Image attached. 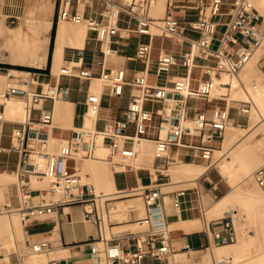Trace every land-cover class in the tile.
<instances>
[{
	"label": "built area",
	"instance_id": "obj_1",
	"mask_svg": "<svg viewBox=\"0 0 264 264\" xmlns=\"http://www.w3.org/2000/svg\"><path fill=\"white\" fill-rule=\"evenodd\" d=\"M85 1L76 0L77 4ZM103 1L105 6L101 18H95L77 10L72 12L73 0H57L58 19L86 24L104 44L99 75L91 67L66 64L59 70V76L84 80L99 78L109 87L112 96H124L129 87L128 105L123 115L100 125L98 115L102 108V96L88 92L85 103L87 112H96L94 125L85 127L82 124L78 129L73 128L71 136L56 151H50L48 144L53 134L55 115L53 108H45L43 104L67 100L70 86L59 81L43 85L32 70L16 74L7 67L3 69L7 86L0 90V126L11 121L5 116V103L1 100L5 97L18 95L23 98L25 118L12 130L10 146L2 145L3 131L0 128V154H18L17 188L22 201L15 209L25 225L30 220L54 212L59 206L81 205L84 218L93 222L99 230L98 237L91 240L90 251L94 259L88 264H171L169 256L175 249L164 211L165 184L151 178L148 185L124 190L135 191L125 195L142 196L147 208V214L136 220L137 224L147 227L144 246L138 245V249L132 251L114 243L111 235L106 236V226L113 223L105 205L112 200L108 196L110 194L98 193L95 185L81 182V177L76 174V163L95 156L97 138L101 136L110 148L108 158L114 164H124L122 171L134 169L132 160L137 154L136 144L140 138H150L155 142L156 157H169L172 148L184 149L190 158L205 162L207 170L216 166L218 160H214V152L233 119V106L226 95L213 96L214 77L220 76L223 71L231 74L241 71L264 37V16L251 0H185L188 4L183 0H165V13L160 18L151 14L156 0ZM185 9L193 10L192 18L184 20L177 13ZM122 15L135 21L134 27L128 25L125 29L128 35L148 38L138 43L134 56L130 57L144 64V68L135 70L132 76L124 67L106 66V59L119 53L113 43L119 33ZM223 16H228V19L223 21ZM157 37L172 39L171 49L161 47L155 53ZM195 41L199 46L197 53H193ZM188 45L189 49L186 48ZM195 69L201 70L200 77H195ZM193 81L198 82L196 88L192 87ZM38 84L40 89L35 88ZM188 88L192 91L185 93ZM246 94L236 109L239 115L249 116L255 107V100L249 90ZM167 98H174L183 104L184 113L176 116L163 113L161 108ZM191 100L196 103L191 105ZM215 100L225 101V104H214L209 108L208 105ZM199 101L204 104H198ZM149 102L162 103V106L149 108ZM34 110L39 111L38 118L34 116ZM116 156L128 161L115 160ZM40 160L42 166L39 165ZM203 174L193 179L194 185L173 190L171 201L173 207L179 210L186 196L194 192L196 207L208 223V210L219 196L212 194V203L205 202L207 190L201 182ZM253 175L257 183L264 186V165L258 167ZM32 177L55 178L61 183L50 188H35ZM210 221H221L214 231L212 246L237 242V229L229 212ZM51 248L48 240L27 241L23 251L16 247V253L22 258L31 253L48 252ZM62 261L61 258H53L49 264H62Z\"/></svg>",
	"mask_w": 264,
	"mask_h": 264
},
{
	"label": "crops",
	"instance_id": "obj_2",
	"mask_svg": "<svg viewBox=\"0 0 264 264\" xmlns=\"http://www.w3.org/2000/svg\"><path fill=\"white\" fill-rule=\"evenodd\" d=\"M124 2L125 0H121ZM161 1V2H160ZM186 2L185 0H183ZM232 0H227L230 2ZM55 0V8H56ZM165 0H158L156 7L152 8L151 14L154 17L160 18V8L158 3L164 4ZM188 4V2H186ZM28 5V0H0V22L5 24L4 19L12 20L13 22L17 19L24 17L26 7ZM105 3L103 0H87L77 4L76 0H73L72 12L76 10L84 13L86 16H92L95 18H101V12L104 9ZM165 13V10H164ZM182 19L187 20L193 17L194 12L190 9L178 10L177 12ZM22 21L18 26L12 27L9 30L8 34H5V40L9 45L10 54L3 56L0 55V71H3L4 68L8 66H30V54L28 52L20 53L15 49L18 36L26 30V25ZM55 26V33L52 42V28ZM65 27V34L62 38L59 39V30L61 27ZM128 25H121L119 23V33L114 37L113 46L118 49V56L108 57L106 59V66L108 67H124L127 69L130 76H132L135 70H141L144 68V64L139 61L130 59L134 56L136 47L140 41L147 40V36H138L135 34L128 35L127 28ZM134 27V26H131ZM82 31L85 29V37L79 38L77 36V30ZM13 34V35H12ZM190 34V33H188ZM156 41V39H155ZM177 41V40H176ZM172 42V39H171ZM176 46V45H174ZM164 47L163 45L158 47L155 42V53L158 50ZM187 48V47H186ZM104 44L96 38L95 32L89 30L84 23L76 24L70 20H60L57 18V8L56 16L51 20L49 30L47 33L46 41L42 46V51L46 56V61L42 66L31 65L35 72L38 82L40 84L46 85L47 83H55L59 81L63 84H67L71 88L70 97L67 100H61L63 102H71L70 109L72 112L71 126H63L61 124H56L53 127V142L51 143L54 150L58 148L62 139H67L71 136L72 129L75 127H80L82 124H85L86 119L88 118L87 107H86V97L88 92H95L92 90L93 80H84L78 77H71L60 75L55 73L57 68L61 69L66 64H81L83 66L91 67L97 75H99L101 70V62L104 59L103 56ZM14 56V57H13ZM263 68L261 71L264 73V53L259 57V63L257 66ZM260 67V68H261ZM10 68V67H9ZM13 68V67H12ZM259 68V67H258ZM259 68V69H260ZM19 69V68H17ZM98 77V76H97ZM65 80V81H64ZM78 81V84L75 85L74 82ZM40 84L36 85L35 88L40 89ZM130 88H126L124 96H112L109 94V87L102 85L100 93L102 96V108L100 111L99 124H103L106 120L120 117L123 115L127 105L129 97ZM82 94L84 95L83 99L81 98ZM18 96V95H15ZM21 97V96H19ZM22 98V97H21ZM124 98H127V105L120 106L114 103H111L112 100L117 99L119 102H122ZM80 104L84 105V109L80 111ZM214 104L224 105L225 101L215 100ZM45 108H53L55 115L56 102L52 103L47 101L43 104ZM166 109V104L162 111ZM6 112V104H5ZM192 113V111L190 110ZM237 112L236 106H233L231 114ZM211 113V110H209ZM238 113V112H237ZM96 114V112H95ZM93 115L96 117V115ZM34 116L38 118L39 111L34 110ZM56 116V115H55ZM85 116V117H84ZM245 122H236L233 118V121L238 124L244 123V125L249 124V116ZM78 119L80 123H77ZM10 120V119H8ZM55 121V120H54ZM21 122L19 120H11L4 123L0 128L3 131L4 137V128L6 124H12L13 129ZM94 121L90 122L88 125H94ZM85 124V126H88ZM12 129V130H13ZM59 130L61 132H69V136L56 135L55 131ZM12 133V132H11ZM2 137V140H3ZM150 139V138H148ZM152 140V139H150ZM59 141V142H58ZM153 141V140H152ZM223 143V142H222ZM105 144V143H104ZM222 145V144H221ZM220 144H218V147ZM9 155L11 153H1L0 154V168L16 171L18 164V154L15 164L12 166L9 160H4L3 155ZM108 158V157H107ZM107 158L100 159L96 164V180L98 183L102 182V177L107 172V170H113L112 177L114 182V187L107 186L102 188L103 192H98L101 194H111L116 195L117 199L125 195L124 190L148 185L151 182V178H156L159 182L165 184L164 188H170L169 190H164V211L167 215V221L171 229V242L175 251L169 256L171 264H217L216 262L209 263L206 260L207 254L205 251L212 248L211 243L214 240V231L219 228L221 221H209L208 223L203 220L201 217L200 211L196 207L195 193L190 192L185 201L183 202L179 210L175 209L171 201V192L173 190L184 188L185 185L189 184L190 180L195 179L199 175L203 174L201 180L203 186L207 190L205 194L207 198H210L212 194H218L219 197L229 193L233 190V184L228 176L225 175V169L218 163L213 168L205 171L203 170L195 178L188 179H177L173 180V175L176 177H189L194 176L195 169L198 170V166L206 167L205 162L190 158L187 152L184 149L172 148L170 151L169 157H156L154 155L153 167L148 166H135L133 170L122 171L123 168L114 169V163H112V168L109 166ZM122 158V157H121ZM191 162L189 160H192ZM127 160V159H126ZM219 160V159H218ZM128 161V160H127ZM218 162V161H217ZM78 163V162H77ZM76 163V164H77ZM177 163V164H176ZM195 164L197 168L193 169L192 173L185 171L187 169L181 168V164ZM103 164V165H102ZM121 165V164H118ZM124 165V164H123ZM78 167L83 169V162L78 164ZM206 169V168H205ZM84 170V169H83ZM229 170V169H228ZM171 171V172H170ZM2 173V172H1ZM4 174L13 175V173L3 172ZM118 173L130 174L129 180L126 183H119ZM198 174V173H197ZM95 176V175H94ZM188 187V186H186ZM264 190V186H263ZM138 195V194H134ZM135 198H126L118 200V204L121 205L122 212L117 213V216L123 215L124 218L118 222H113L110 226L111 236L114 239V243H119L122 248L136 251L138 245L144 246V239L146 237L147 227L142 226L136 223V220L144 217L147 214V208L144 203L142 196ZM142 198L143 204L139 201V198ZM130 201H134L137 206H130ZM20 202H17L15 199L12 200V204L2 203L0 200V208L7 209L8 206L16 205L19 206ZM214 205L210 206V209ZM15 207V206H13ZM209 209V210H210ZM0 210V212L2 211ZM209 212V211H208ZM235 222V220H234ZM134 225H139V228H133ZM30 227H36L35 230H31ZM117 228L118 230H113ZM25 234L23 238L25 243L28 241H40L48 240L52 244L50 251L46 252V263L49 264V261L54 258L53 252L57 253L62 248H68L72 258L60 257L63 261L75 262V254H83V258L80 261V264H88L94 259L91 251L90 244L93 238H97L99 234L98 227L91 222L86 220L83 214V206L81 205H64L57 207L54 212L43 215L36 219L30 220L27 225H24ZM3 232V233H2ZM254 231L252 234H254ZM107 234V232H106ZM7 236V237H6ZM25 236V237H24ZM4 237V238H3ZM136 237V238H135ZM249 238V237H245ZM5 239V240H4ZM6 241V242H5ZM15 242V248L13 251H10L9 247L12 244L10 236L4 230L0 228V264H33L32 255H25L22 258H19L16 253V247L19 251H23V247L17 242V238L13 239ZM9 243V244H8ZM61 247V249H60ZM76 248V249H75ZM59 249V250H58ZM79 250V251H78ZM214 252V251H212ZM211 253V252H210ZM89 256V257H88ZM92 256V257H91ZM87 257V258H86ZM235 260V261H234ZM234 261V262H233ZM250 261H254L257 264H264V249H255L252 248L249 254V260L247 264H251ZM85 262V263H84ZM149 262V260H148ZM219 264H240V259H233V256L229 260H223L218 262Z\"/></svg>",
	"mask_w": 264,
	"mask_h": 264
},
{
	"label": "bare ground",
	"instance_id": "obj_3",
	"mask_svg": "<svg viewBox=\"0 0 264 264\" xmlns=\"http://www.w3.org/2000/svg\"><path fill=\"white\" fill-rule=\"evenodd\" d=\"M251 1L259 10L260 14L264 16V0H251ZM157 2L158 0L154 2V4L151 7V10L152 8L156 7ZM158 6L160 8L159 11L161 16L162 12L165 10V6L164 4H160V3H158ZM51 20H52V16L50 15L49 12V0H35L33 5L28 7L25 11L23 24L26 25V30L23 31L18 36L15 49L17 50V52L19 51L22 54L28 52L30 54L29 62L31 63V65L42 66L46 61V56L42 51V46L46 41ZM79 30L80 29L77 30V36L83 39L85 37V29L82 31ZM64 34H65V27L62 26L59 30V39L62 38ZM262 40H261L262 43L260 42L261 44H259L257 47L258 50L256 49L257 52L255 51L253 56L247 61V63L244 65L241 71H239L237 74H231L229 72L223 71L220 76L214 77L215 87L213 90V95L215 96L228 95L229 99H234V98L238 99L240 96H242L243 92H245V97H246L247 96L246 92L249 89L255 100V107L252 109L253 111H251L249 114V121H250L249 124L247 125L238 124L235 123L233 119H231L225 131L226 134L224 136V140L221 145V150H223L225 157L221 162H219L220 164L219 166H221L223 170L226 168L225 175L228 176V178L231 180L233 184V189H236L238 191L237 192L230 191L229 193L219 197L214 202V204H212L214 206L211 209L209 208L210 210H208L210 212L209 215L212 217L216 216L219 213H222V215H224L227 212H229L232 215V217L236 218L235 215H237V212H233L234 211L233 207L235 206L236 203H241L246 208L245 209L246 217L250 219H257L259 217L264 218V190L261 189L260 192L258 193V191L252 190L251 187H247L245 184L247 181V177L249 176V175H245L248 168L251 167L254 163H256L260 158L264 157V86L262 84L255 83L253 85H250L249 88H246L244 85L245 82L243 81L245 79H249L253 77V72L255 70L259 72L258 75L261 76V70L258 68L257 62L259 59L258 55L263 51L262 49H264V37L262 38ZM197 52H199V46L195 41L193 45V53H197ZM11 69L12 72L14 73H26L27 71L24 69H17V68H11ZM3 76H4L3 71H0V83H1V79H3ZM101 84L104 85L99 78L94 79L92 83V90H94L95 93L99 92ZM189 91H192V89L188 88L185 93H188ZM1 100L6 104L5 116L7 119L17 120L16 118L24 116L21 122L24 120L25 109H24L23 98L19 96H9L2 98ZM71 104H72L71 102H63L61 100L56 101L55 114L59 116L64 126L72 125L71 124L72 112L70 109ZM165 104H166V109L164 112L162 111L164 107L161 108V111L163 113H165L168 110L171 112V114L170 113L167 114L176 116L180 113L175 112V109L180 108L184 110L183 104H181L178 100L174 98L165 99L164 105ZM182 113H184V111ZM88 114H89L88 118L85 121L86 125L90 124V122L93 121L95 122V118H96L95 116H93L95 114L94 110H89ZM188 122L191 124L190 119ZM90 126L93 125H88L85 127H90ZM78 128L79 127H75V129ZM52 139H53V134L50 136L48 147L50 151H56L57 149L54 150L50 148V143H52L51 142ZM65 140L66 139H62L61 143L65 142ZM154 143H155L154 141L148 138H140L137 141L136 144L137 154L134 160H132L134 166L153 167V160L155 155ZM218 149H216V151ZM109 152H110L109 146L107 144H104L101 136H98L97 147L94 156L95 159H92L94 157L88 159L87 164L83 166V169L90 170L93 172V174L95 173L96 175V164L99 162L100 159L107 158ZM115 158L121 162L122 161L127 162L126 159L121 158L120 156H116ZM84 160H79L78 163L76 164V174L79 176L86 175L87 170H83L78 167V164L84 162ZM42 163H43L42 160H40L39 165L42 166L43 165ZM123 167H124L123 164L114 165V169H120ZM180 167L187 169L185 171L186 172L188 171L189 173H192L193 169L197 168L195 164H187V163L186 165H184V163L181 164ZM202 168L203 166H198V170L195 169L194 174L200 172ZM206 170L207 168L205 169V171ZM112 173L113 170H107V172L104 174V176L102 177V182L100 183L101 189L107 186L108 187L111 186L112 188H115ZM14 179H15V175L0 173V199H3L4 201L6 200L10 201L9 204H12L11 191H10L11 188H10L9 180H14ZM31 182L33 187L35 188H46L49 185L57 186L61 183L59 180L55 178H46V177H42L41 179H36L35 177H32ZM7 210L9 211L0 212L1 230H4L7 233V235L10 236L11 239H15L16 236L18 235L23 236L25 234V230H24L25 224L22 222L20 215L18 214L16 209L15 208L12 209L11 206L7 207ZM237 217L239 219H243V216L241 215H237ZM255 238H256L255 236H251L246 241H239L234 244L219 246L217 247L219 248V250L216 253V257L222 259L221 261L223 260L225 261L227 257L233 256L236 253V255H239L240 258H243L244 255H246L247 253L246 249L248 250L249 246L252 243H255L256 240ZM69 251L70 250L68 248H62L59 252L57 251V253L53 252L54 259L60 257L63 258L68 257L70 260V258H72V255H70ZM45 254L46 252H39V253H31L28 255H33L31 257L33 264H45L46 263ZM74 257H75V262L71 263V261H69L68 264H80V261L83 258V254L77 253L75 254ZM211 257L212 259L215 260L214 255H212ZM251 264H257V263L252 262Z\"/></svg>",
	"mask_w": 264,
	"mask_h": 264
},
{
	"label": "rangeland",
	"instance_id": "obj_4",
	"mask_svg": "<svg viewBox=\"0 0 264 264\" xmlns=\"http://www.w3.org/2000/svg\"><path fill=\"white\" fill-rule=\"evenodd\" d=\"M121 1V0H120ZM127 2H129L130 0H126ZM35 2V0H28V5H27V8L28 7H30V6H32L33 5V3ZM122 2V1H121ZM49 12H50V15L52 16V19H53V17L55 18V16H56V8H55V0H49ZM52 12V13H51ZM164 14V11L162 12V14H161V16ZM164 16V15H163ZM23 17V16H22ZM22 17L21 18H19V19H17L16 21H12L11 19L10 20H7L6 21V17H5V19H4V22H5V24H1V22H0V55L1 54H3V56H6L7 54H10V49H9V45H8V43L6 42V40H5V34H8L9 33V29L10 28H12V27H16V26H18L19 25V23L22 21ZM24 18V17H23ZM121 18H122V20L120 21V24L121 25H131V26H135V21L134 20H129V18H128V16H125V15H122L121 16ZM124 19V20H123ZM223 21H225V20H227L228 19V16H223L222 18H221ZM129 21H130V23H129ZM85 25V28H86V24H84ZM223 28V27H222ZM221 28V29H222ZM190 35L191 36H197L196 34H194V33H190ZM263 41V40H262ZM156 45L158 46V47H160L161 45H163V46H165V47H167V48H169V47H171V45H172V42H171V39H169V38H164V39H162V38H160V37H157L156 38ZM262 43V42H261ZM260 43V44H261ZM217 44V42H215V45ZM187 48L189 49V45L187 46ZM257 50H258V48H257ZM263 50V51H262ZM260 52V54L258 55L259 57L261 56V54L262 53H264V49H262ZM257 52V51H256ZM258 63H259V59H258ZM8 67H10V68H19V69H24V70H34L33 69V67L30 65V66H8ZM258 67L260 68L261 66H260V64L258 65ZM261 69H263L262 67L260 68V70ZM59 68H57L56 70H55V73H59ZM200 72H201V70L200 69H195L194 70V75H195V77H200ZM258 73L259 72H257L256 70L253 72V77H251V78H249V79H245V80H243L245 83H244V85H245V87L246 88H249V86L250 85H253V84H262L263 86H264V73L261 71V76H259L258 75ZM17 74V73H16ZM25 74V73H24ZM7 78H6V76L4 75L3 76V79H1V85H0V90H3L4 88H6V86H7ZM65 81V80H64ZM197 81H193V84H192V87L193 88H196L197 87ZM74 84L75 85H77L78 84V81H75L74 82ZM249 90V89H248ZM250 91V90H249ZM136 94H137V92H136ZM213 96H215V95H213ZM83 97H84V95L82 94V96H81V98L83 99ZM218 97V96H217ZM226 98H227V100L229 101V104L230 105H232V106H238V104H239V101L240 100H243L244 98H245V92H243V94H242V96H240L238 99H229L228 98V95H226ZM215 101H213L212 103H210L209 105H208V107L209 108H211V105L214 103ZM111 103H114V104H116V105H120V106H126L127 105V98H124L123 100H122V102H119L117 99H114V100H112L111 101ZM196 102L194 101V100H191L190 101V104L192 105V104H195ZM198 104H204V102L202 103V102H198ZM162 106V103H158V102H149L148 103V107L149 108H153V109H157V108H159V107H161ZM84 109V105L83 104H80V111H82ZM184 110H182V109H180V108H177V109H175V112H177V113H182ZM253 111V110H252ZM165 113H170L171 114V112L170 111H166ZM56 115V114H55ZM190 115H191V112H190ZM24 117V116H23ZM23 117L21 116V117H18V118H16L17 120H19V119H23ZM232 117H234V120L236 121V122H245V121H247V117L245 116V115H239L237 112H233V114H232ZM55 123L56 124H61V125H63V122L60 120V118H59V116H55ZM77 123H80V120L78 119V121H77ZM242 124H244V123H242ZM13 126L14 125H12V124H6V126H5V128H4V137H3V140H2V145L3 146H10V143H11V132H12V129H13ZM64 126V125H63ZM90 127H92V126H90ZM55 134L56 135H64V136H69V132H61V131H59V130H56L55 131ZM225 134H226V132L224 133V136H225ZM53 140L54 139H52V141L51 142H53ZM223 140H224V137L220 140V142H219V144H220V147H219V149L217 150V151H215L214 152V160H218V162L216 163V165L219 163V162H221L223 159H224V157H225V154L223 153V150H221V144H222V142H223ZM59 142V141H58ZM60 146V145H59ZM154 147H155V143H154ZM50 148L51 149H54V146L52 147V145H51V143H50ZM58 149V148H57ZM222 153H221V152ZM3 159L4 160H9L10 162H11V164H12V166L15 164V162H16V160H17V153H15V152H12L11 154H9V155H7V154H5V155H3ZM88 159H90V158H87V159H85L84 160V162H83V166L84 165H86L87 164V161H88ZM92 159H95V157L94 158H92ZM115 160H117L116 158H115ZM107 161H108V164H109V166L112 168V163H111V160L109 159V158H107ZM189 161H191V162H194L193 161V159L192 160H189ZM262 165H264V157H262V158H260L256 163H254L251 167H249L248 168V170H247V172L245 173V175H249L248 177H247V181H246V186L247 187H251V189L252 190H255V191H258V193L260 192V190L261 189H263V186H261V185H259L258 183H257V181H256V179L254 178V171L258 168V167H260V166H262ZM205 168L206 167H203L201 170H200V173L203 171V170H205ZM84 170H87V169H84ZM9 172V173H13V175H15V179L14 180H9V182H10V191H11V198H12V200L13 199H15L17 202H20L21 200H20V196H19V192H18V188H17V181H18V178H17V173H16V171H11V170H6V169H1L0 168V173L2 172ZM171 172V171H170ZM199 172H198V174L196 173V174H193L194 176H189V177H187V176H185V177H176V176H174L173 175V180H177V179H188V180H190L191 178H195L196 176H198L199 174H200ZM95 175V173L93 174V172L92 171H90V170H87L86 171V175L85 176H80L81 177V182H88V183H90V184H93V185H95L96 186V189H97V191L98 192H103V190L100 188V183H98L97 182V180L95 179L96 178V175ZM131 175L130 174H126V173H118V181H119V183H126L128 180H129V177H130ZM17 178V179H16ZM39 179H41V178H39ZM194 181L195 180H190V182H189V184H187V185H185L184 187H186V186H192V185H194L195 183H194ZM51 186L49 185L48 187H46V188H50ZM170 188H164V190H169ZM231 191H233V192H237L238 190H236V189H233V190H231ZM133 192H135V191H130V192H125V194H127V193H133ZM112 200L111 201H109V204H105L106 206H107V211H108V215L110 216V218H111V220L113 221V222H118V221H120V220H122L123 218H124V216L123 215H121V216H117V213H121L122 212V209H121V205L120 204H118V200H121V199H126V198H135V197H139L138 195H123L121 198H118L117 199V197H116V195H108ZM204 198H205V202L207 203V204H210V203H212V199L211 198H207L206 197V195L204 196ZM1 201H2V203L4 204V203H8L9 204V202L10 201H8V200H6V201H4L3 199H0ZM139 201L141 202V204H143V202H142V198L140 197L139 198ZM130 206H137L135 203H134V201H130ZM13 206H15V207H13ZM12 206V209L13 208H17V206L16 205H13ZM114 206H116V207H114ZM245 207L241 204V203H236L235 204V206L233 207V212H237V215H241V216H243V219H239L238 217H237V215H235L236 216V218H234V220H235V226H236V229H237V233H238V240H237V242H239V241H246V240H248L251 236H255L256 238V240H255V243H252L250 246H249V248H248V250L246 249V255H244V257L243 258H240V256L239 255H236V253L233 255V259H237V257L240 259V264H247V262H248V260H249V254H250V252H251V250H252V248H255V249H264V218H262V217H259V218H257V219H250V218H248V217H246L245 216ZM0 210H2V208H0ZM2 211H9V210H7V209H5V208H3V210ZM210 214V212H208L207 213V221H210L212 218H219V217H221V216H223L222 215V213H219V214H217L216 216H210L209 215ZM230 214V213H229ZM231 215V214H230ZM232 216V215H231ZM140 226L139 225H134L133 226V228H139ZM141 228V227H140ZM30 229L31 230H35L36 229V227L34 228V227H30ZM113 230H118L117 228H114ZM254 231H256L254 234H252ZM106 232H107V236L108 237H110V235H111V232H110V226H106ZM245 237H249V238H245ZM16 238H17V242L19 243V245H21L23 248H24V245H25V240H24V238H23V236L22 235H18V236H16ZM11 240H13V239H11ZM12 242H14V241H12ZM236 242V243H237ZM234 244V243H233ZM217 247H219V246H212V248H210V249H208V250H206L205 251V254L206 253H208L207 254V257H206V260L209 262V263H212L213 261L212 260H214V259H212V255H214L215 256V260H214V262H216L217 264H219L218 262H221V260L222 259H220V258H217L216 257V253H217V251L219 250V248H217ZM10 249V251H13L14 250V248H15V242L14 243H12L11 245H10V247H9ZM212 251H214V252H212ZM211 252V253H210ZM33 256V255H32ZM31 256V257H32ZM24 257V256H23ZM230 257H232V256H229V257H227L226 259L227 260H229L230 259ZM225 259V260H226ZM210 261H212V262H210ZM235 261V260H234ZM233 261V262H234ZM251 263L252 262H254V261H250Z\"/></svg>",
	"mask_w": 264,
	"mask_h": 264
},
{
	"label": "trees",
	"instance_id": "obj_5",
	"mask_svg": "<svg viewBox=\"0 0 264 264\" xmlns=\"http://www.w3.org/2000/svg\"><path fill=\"white\" fill-rule=\"evenodd\" d=\"M54 33H55V26L52 28V32H51V35H52V42H53V38H54Z\"/></svg>",
	"mask_w": 264,
	"mask_h": 264
},
{
	"label": "water",
	"instance_id": "obj_6",
	"mask_svg": "<svg viewBox=\"0 0 264 264\" xmlns=\"http://www.w3.org/2000/svg\"><path fill=\"white\" fill-rule=\"evenodd\" d=\"M62 264H65V261H62Z\"/></svg>",
	"mask_w": 264,
	"mask_h": 264
}]
</instances>
